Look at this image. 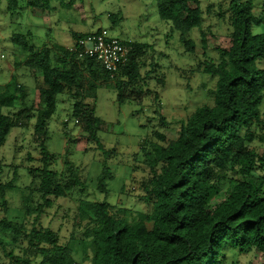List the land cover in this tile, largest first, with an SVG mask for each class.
<instances>
[{"label":"trees","instance_id":"16d2710c","mask_svg":"<svg viewBox=\"0 0 264 264\" xmlns=\"http://www.w3.org/2000/svg\"><path fill=\"white\" fill-rule=\"evenodd\" d=\"M21 1L7 0V10H18ZM26 1L32 8L50 7V0ZM156 3L161 18L180 32L186 50L195 51L196 42L189 32L203 24L201 0ZM255 7L254 0H229L231 44L227 48L217 47L219 62L203 63L204 73L217 78L211 92L213 104L197 107L182 121L175 140L166 145L156 144L147 152L153 172L146 186V200H153L151 211L140 212L130 220L113 213L107 200L83 202L80 210L92 214L93 227L88 233L90 242L78 244H89L92 264H225L226 249H257L264 253V132L253 128L264 125V68L259 66L264 59V33L253 32V23L264 21V1L259 15H255ZM110 16L114 24L118 23V16ZM89 33L74 32L73 37L78 39ZM28 34L13 33L12 41L29 53L24 63L27 68L39 71L42 77L41 101L32 117L43 166L30 169L33 180L40 178L36 185L43 199L37 207L39 216L44 207L53 205L50 196L66 197L74 185L83 184L70 161L66 160L70 172L67 179L49 168L54 157L47 146L49 119L56 110L58 95L75 90L71 93L76 99L73 115L83 121L108 157L109 151L97 136L101 118L96 115L94 100L99 86L112 80L122 103L127 97L125 89L147 85L146 78L159 65L143 77V58L154 50L153 45L125 40L131 47L129 61L112 76L98 59L81 57L78 51L58 43L37 47ZM202 34L206 49V35ZM28 96L27 87L14 75L1 87L0 146L13 128L30 125ZM88 97L93 98V103L85 101ZM18 100L21 108L15 114L3 111L15 107ZM161 138L164 140V136ZM256 141L260 142L262 152L253 145ZM111 177L104 162L98 176L102 192H108ZM13 182L0 185L2 195ZM4 226L29 237L30 247L37 248L43 257L38 264H77L71 244L61 243L54 231L34 228L28 233L15 224ZM26 253L25 257L19 255L23 258L20 264H37L31 260V253Z\"/></svg>","mask_w":264,"mask_h":264},{"label":"rangeland","instance_id":"374dc122","mask_svg":"<svg viewBox=\"0 0 264 264\" xmlns=\"http://www.w3.org/2000/svg\"><path fill=\"white\" fill-rule=\"evenodd\" d=\"M263 1L254 0L255 15H259ZM201 6L204 21L201 27L189 32L196 48L188 52L180 32L161 18L156 0H50V7L45 10L32 8L23 0L16 11L7 10V0H1L0 91L13 75L18 77L29 91L26 105L31 108V117L36 116L41 101L42 77L39 71L24 64L30 55L12 41L13 33H29L30 42L42 47L54 42L67 44L74 38L73 32L108 28L120 39L153 45L154 50L143 58V77L156 64L159 68L146 78L147 85L144 83L141 89L126 88L127 97L122 103L112 80L99 86L94 100L96 115L101 118L97 136L109 151L108 157L83 121L73 115L76 99L66 92L58 95L56 110L49 119L47 146L54 154L49 168L67 179L70 172L66 160L70 161L83 184L74 185L66 197L50 196L53 205L44 207L39 216L37 207L43 199L36 185L40 178L33 180L30 173L32 167L43 166L41 147L34 139L35 118L28 126L12 129L0 146V185L14 181L3 190L4 195L0 186V264H20L23 258L19 255L25 257L26 252L31 253V260L37 264L43 259L37 248L30 247L24 232L11 226L6 228L4 224H15L28 233L34 228L50 229L58 234L61 243L71 244L77 264H92L89 244L79 245L90 242L88 233L93 227L92 214L80 210L84 201L107 200L113 213L130 220L136 219L140 212L151 211L153 200H146V186L153 172L147 152L156 144L166 145L175 140L182 121L197 107L213 104L211 92L217 78L204 73L203 63L219 62L217 47L227 48L231 44L229 0H201ZM110 15L118 16V23L114 24ZM253 32L264 33V21L253 23ZM202 33L206 35V49ZM259 66L264 68V59ZM89 100L93 103V98ZM20 108L18 100L15 107L3 111L15 114ZM261 113L264 114V102ZM253 128L258 133L264 132L263 124ZM253 145L263 151L260 142ZM104 162L112 172L108 192L98 188ZM225 264H264V253L257 249L249 252L226 249Z\"/></svg>","mask_w":264,"mask_h":264},{"label":"built area","instance_id":"2783aa9c","mask_svg":"<svg viewBox=\"0 0 264 264\" xmlns=\"http://www.w3.org/2000/svg\"><path fill=\"white\" fill-rule=\"evenodd\" d=\"M69 48L78 51L81 57L90 56L98 59L112 76L129 61L131 51V47L119 37L112 35L108 28H100L79 37Z\"/></svg>","mask_w":264,"mask_h":264},{"label":"crops","instance_id":"0c3cea01","mask_svg":"<svg viewBox=\"0 0 264 264\" xmlns=\"http://www.w3.org/2000/svg\"><path fill=\"white\" fill-rule=\"evenodd\" d=\"M73 33H74V32H73ZM72 36H73V34H72ZM74 40H75V39L73 38L71 42H69V43H67V44H62V45L69 46V45L73 44ZM54 43L61 44V43H59V42H54ZM73 92H75V90L71 91V93H73ZM66 93H69V92H66ZM71 93H69L70 96L72 95ZM85 101L88 102V103H91L90 100H89V97L86 98ZM34 124H35V123H34Z\"/></svg>","mask_w":264,"mask_h":264},{"label":"clouds","instance_id":"9594fccd","mask_svg":"<svg viewBox=\"0 0 264 264\" xmlns=\"http://www.w3.org/2000/svg\"><path fill=\"white\" fill-rule=\"evenodd\" d=\"M95 31H96V30H95ZM92 32H93V31H92ZM76 40H77V39H75L74 42H75ZM122 40H123V39H122ZM123 41H125V40H123ZM74 42H73V43H74ZM125 43H126V42H125ZM71 45H72V44H71ZM71 45H69V46H71ZM69 46H67V47H69Z\"/></svg>","mask_w":264,"mask_h":264}]
</instances>
